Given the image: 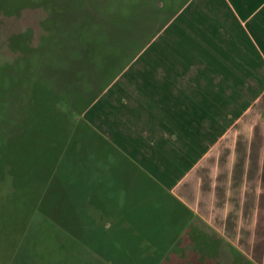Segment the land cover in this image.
<instances>
[{
  "label": "rangeland",
  "instance_id": "obj_1",
  "mask_svg": "<svg viewBox=\"0 0 264 264\" xmlns=\"http://www.w3.org/2000/svg\"><path fill=\"white\" fill-rule=\"evenodd\" d=\"M187 1L0 0V264H241L149 186L97 184L84 113Z\"/></svg>",
  "mask_w": 264,
  "mask_h": 264
},
{
  "label": "crops",
  "instance_id": "obj_2",
  "mask_svg": "<svg viewBox=\"0 0 264 264\" xmlns=\"http://www.w3.org/2000/svg\"><path fill=\"white\" fill-rule=\"evenodd\" d=\"M147 41L84 113L97 184L133 178L264 264V0H188Z\"/></svg>",
  "mask_w": 264,
  "mask_h": 264
},
{
  "label": "trees",
  "instance_id": "obj_3",
  "mask_svg": "<svg viewBox=\"0 0 264 264\" xmlns=\"http://www.w3.org/2000/svg\"><path fill=\"white\" fill-rule=\"evenodd\" d=\"M179 210H182V209H179ZM179 210L178 209L173 210V215H172L173 217H170V219L168 220L169 223L167 222L170 225V227H172V228H173V226H172L173 223L176 222V220L180 219V217H182L181 216L182 214L179 212ZM139 250H141V251H139L141 254H145V252H148L151 249H149V248H147V249L139 248ZM162 251L163 250L159 249V253L162 252ZM155 253H156V251L154 252L153 256L151 255L150 257H151V259H155L157 261V259L155 258ZM153 264H158V261L156 263H153Z\"/></svg>",
  "mask_w": 264,
  "mask_h": 264
}]
</instances>
